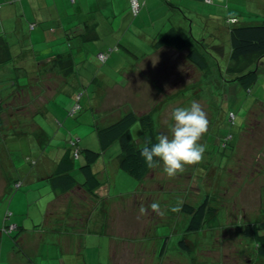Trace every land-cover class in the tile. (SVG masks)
Here are the masks:
<instances>
[{
    "label": "crops",
    "instance_id": "0c3cea01",
    "mask_svg": "<svg viewBox=\"0 0 264 264\" xmlns=\"http://www.w3.org/2000/svg\"><path fill=\"white\" fill-rule=\"evenodd\" d=\"M139 1L141 8L137 15H132L129 0H0V56L3 54L0 60V110L18 106L17 97H24L35 87L39 90L34 95L44 97L41 104L39 98L32 104L31 98L19 101L21 109L34 110L30 121L21 124L25 130L0 132L1 236L6 234L1 230L3 225H16L13 244L7 239L9 254H12L9 264H40L39 259L50 254L75 256L76 261L68 260L66 264H79L81 243L84 244L89 231L106 238L109 264L115 239L108 209L112 203L125 198V195H119L121 192L110 195V176L115 179V175L124 172L118 166V154L113 164L116 171L105 159L101 161V155L104 153L105 157V150L116 141L107 146L102 144L97 128L106 127L125 113L133 112L125 110L114 119L107 117L109 105H114L109 100L118 96L131 93L137 97L149 92L162 96L165 94L162 91L170 96L179 95L180 90L192 86V72L198 73V79L207 80L208 62H217L215 56L205 50L207 48L200 47L199 39L206 42L207 27L217 32L212 36L209 31L208 42L215 48L219 33L227 34V54L233 65L231 79L239 81L238 76L256 72L257 77L248 88L256 117L248 123L252 124L248 126V137L261 138V131L264 139V90L253 91L259 80L264 82V54L232 59L229 35L232 24H264V0ZM230 18H236V21L231 23ZM193 31L199 35L195 36ZM54 33L47 39L48 34ZM33 34L38 38L44 36L33 42ZM164 35H167L165 40ZM175 40H183L184 44L178 47L173 44ZM97 42L100 47L95 49ZM192 50L199 59L191 57ZM90 51L95 52L89 55ZM100 52H108L107 58L101 62V69L95 71L94 64L89 66V59L100 62L97 57ZM174 58L181 66L182 82L178 79L180 75L167 72L166 76H171L170 82L158 84L159 64L166 62L169 65ZM260 62L263 69L258 72ZM111 64H116L117 69ZM116 76L121 79V85L114 80ZM80 92L79 114L75 119L77 112L70 115L69 111ZM151 102L154 106L146 111L154 110L159 104ZM97 112L102 114L97 115ZM99 118L100 122L96 121ZM71 133L81 147H90L86 143H91L95 150L102 151L94 171L99 186L93 192L84 191L79 184L66 188L64 180L67 179L61 175L69 173L79 183L83 178L80 171H57L65 167L72 155L67 145ZM139 134L142 135L138 136L137 144L141 146L147 136L143 132ZM54 140L60 144L58 151L53 145ZM145 177L137 180L138 187L144 188ZM16 180L21 185L14 189ZM262 186L264 188V182ZM7 211L9 217L5 219ZM262 231L264 234V226ZM243 237L254 240L255 245V238L245 235L244 230ZM252 253L255 257V249ZM257 264H264V259Z\"/></svg>",
    "mask_w": 264,
    "mask_h": 264
},
{
    "label": "rangeland",
    "instance_id": "374dc122",
    "mask_svg": "<svg viewBox=\"0 0 264 264\" xmlns=\"http://www.w3.org/2000/svg\"><path fill=\"white\" fill-rule=\"evenodd\" d=\"M207 29L208 31L204 33L206 42L203 38L199 39L200 47L207 48L205 50L212 53V56H215L214 60H217L208 62L207 80L198 79V73L192 72L190 81L192 86L180 90L179 95L176 93L177 95L170 96L162 91L165 93L162 96L150 95L149 92L148 95L133 97L131 93L126 96V93L124 96L109 100L114 105H109L111 109L108 118L110 116L114 119L125 110L136 112L137 115L148 114L152 118L155 140L159 134L171 135L173 121L170 116L175 107H186L194 101L198 102L208 120L207 132L199 141L206 146L202 160L196 164L186 165L184 171L178 175L169 177L162 171V166L150 168L143 182L144 188L138 187L139 181L125 172L122 175H115V179L113 175L110 176L112 182L109 185L110 195L121 192L119 195H125L126 199L112 203L108 209L112 236L115 239L112 242L109 264H257L252 253L256 248L254 240L243 237V230L246 223L256 221L260 234L263 232L264 139L261 131H258L261 138L248 137L250 133L248 126H252L248 123L256 119L252 112L253 98L249 90L244 89L238 80L233 77L231 79L233 71L230 68L233 65L229 62L227 54V34L219 33L215 40L217 46L215 48L208 41L210 32L212 36L217 32L211 31L209 27ZM194 30H197L195 25ZM202 33L203 31L200 34ZM54 35L55 33L48 34L47 39ZM194 35L199 34L195 32ZM43 36L38 38L33 34L32 41L41 40ZM97 43L95 49L100 47ZM91 52L95 51L88 54ZM90 63L94 64L95 71L101 69L103 65L95 58L93 62L89 59V66ZM111 66L117 69L116 64ZM158 68L161 73L158 74L160 77L158 84L170 82L171 76L168 74L167 77V72L180 75L178 79L182 82L181 66L176 58L169 65L166 62L160 63ZM262 69L263 64L260 62L258 72ZM114 80L117 84H122L119 77L116 76ZM179 80L175 82L179 84ZM199 85L201 89L198 88ZM255 85L253 91L264 90L263 80H259ZM35 88L34 91H28L24 97L20 95L17 99L21 102L23 98L25 100L31 98V104L38 101L39 97L34 94L39 89ZM183 92L187 94L182 95ZM43 98H39L40 104ZM152 100L159 104L154 110L146 111L154 106L151 105L152 102L150 103ZM19 101L18 106L0 110V132L25 130V126L21 124L30 121L34 110L30 108L28 111V107L21 109ZM78 114L77 112L74 116L75 119ZM99 114L102 112H97V115ZM38 116L40 117L37 114L36 118L39 119ZM100 119L96 121L100 122ZM260 125H263V122ZM131 130L136 143L140 140L138 136L142 135L139 134L141 130L138 123H134ZM86 144L95 149L94 144L93 146L91 143ZM53 145L58 151L59 142L54 140ZM119 152L120 146L116 141L105 150V157L104 153L101 155V161L105 159L112 170L116 171L113 164ZM82 159L84 158L81 155L76 160V166ZM73 171L78 169L75 168ZM205 196L208 198L210 209L205 213L202 228L197 232H185L189 216L182 212L181 206L184 203L196 206ZM153 203L159 205L158 209L151 207ZM14 233L13 230L9 235L0 234V264H9V255L12 254H9L7 239L13 244ZM181 238L185 240L188 250L179 246L178 240ZM104 239H106L104 235L89 231L84 244L81 243L79 264H108V249ZM164 240V247L161 250ZM39 260L40 264H66L68 260L76 261V258L50 254L42 256Z\"/></svg>",
    "mask_w": 264,
    "mask_h": 264
},
{
    "label": "trees",
    "instance_id": "16d2710c",
    "mask_svg": "<svg viewBox=\"0 0 264 264\" xmlns=\"http://www.w3.org/2000/svg\"><path fill=\"white\" fill-rule=\"evenodd\" d=\"M229 35L231 41L232 59L235 60L242 56L254 53L259 55L264 54V24H232V26L229 28ZM169 36L171 37V35L168 34V38H170ZM166 37L167 35L163 36L164 40L167 39ZM173 44L181 47L184 42L183 40H175ZM2 56H0V60L2 59ZM191 57H197V59H199L200 56H197L196 51L192 50ZM256 77L257 74L255 71H249L242 74L241 76H238L237 78L239 79L241 86L244 89H248ZM80 94L81 92L75 97V101L71 110L69 111L70 115H74V113H76L80 108ZM76 105L77 107L74 109V106ZM134 123H138L141 132L147 136L145 144L141 146H138L137 142H134V137L131 130ZM97 132L99 137L102 139V144L107 146L113 141H117L119 143L120 152L117 155V160L118 166L123 172L135 180H141L148 174L150 168L144 163L143 159L139 155L140 150L146 144H149L150 141L155 142V137L153 134V122L152 118L148 114L137 115L134 112H127L121 118L109 124L108 126L97 128ZM67 142L68 148L70 149L72 155L68 161L63 160L64 162H67H65V167L63 169L60 168L57 171H71V169H78V171H80L83 176L82 181L79 183L69 173H64L61 175V177H65V179H67L64 180V183L67 186L66 188H71L76 184H79L84 191L93 192L99 186V181L96 178L94 171H96L95 165L98 162L102 151L95 150L90 147H81L77 137L72 133L68 137ZM81 155L84 159H82V162L76 166V160H78ZM20 185L21 182L16 180L13 184V187L14 189H17ZM209 209L210 206L206 196L196 206L184 203L181 206V210L183 213L189 216L184 229L185 232L199 231L204 223L205 213ZM8 217L9 212L7 211L5 219ZM15 229L16 225H13L12 223H6L3 225L1 230L4 233L10 234ZM257 229L258 226L256 223L249 222L244 226V233L247 236L255 238V262L261 263L264 259V234H259ZM164 243L165 240L162 243L161 250H163ZM178 244L182 249L188 250V246L183 238L178 240Z\"/></svg>",
    "mask_w": 264,
    "mask_h": 264
},
{
    "label": "clouds",
    "instance_id": "9594fccd",
    "mask_svg": "<svg viewBox=\"0 0 264 264\" xmlns=\"http://www.w3.org/2000/svg\"><path fill=\"white\" fill-rule=\"evenodd\" d=\"M170 119L173 121L171 135L159 134L139 155L149 168L162 166V171L173 177L183 172L186 165L202 160L206 146L199 141L207 132L208 120L202 106L195 101L186 107H175ZM151 207L158 209L159 205L153 203Z\"/></svg>",
    "mask_w": 264,
    "mask_h": 264
},
{
    "label": "built area",
    "instance_id": "2783aa9c",
    "mask_svg": "<svg viewBox=\"0 0 264 264\" xmlns=\"http://www.w3.org/2000/svg\"><path fill=\"white\" fill-rule=\"evenodd\" d=\"M0 6H1V4H0ZM129 6H130V10H131L132 14L136 15L140 10L141 3L139 0H129ZM228 21L233 23L236 21V18H230ZM107 54L108 53H106V52H100V53H98L97 57L101 62H103L107 58ZM75 107H77V105L74 106V109H75Z\"/></svg>",
    "mask_w": 264,
    "mask_h": 264
}]
</instances>
